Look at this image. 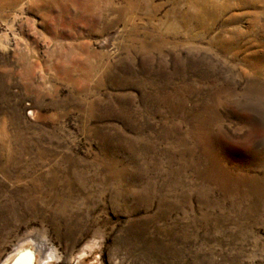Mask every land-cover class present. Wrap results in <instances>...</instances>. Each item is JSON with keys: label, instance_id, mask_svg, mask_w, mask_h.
<instances>
[{"label": "rangeland", "instance_id": "obj_1", "mask_svg": "<svg viewBox=\"0 0 264 264\" xmlns=\"http://www.w3.org/2000/svg\"><path fill=\"white\" fill-rule=\"evenodd\" d=\"M41 242L264 264V0H0V263Z\"/></svg>", "mask_w": 264, "mask_h": 264}, {"label": "bare ground", "instance_id": "obj_2", "mask_svg": "<svg viewBox=\"0 0 264 264\" xmlns=\"http://www.w3.org/2000/svg\"><path fill=\"white\" fill-rule=\"evenodd\" d=\"M24 243V242H23ZM25 244V243H24ZM26 245H28L26 243ZM27 246L20 245L14 251H12L9 255L4 258V260L0 264H33L34 253H31L26 249ZM38 252V256L40 259L38 260V264H46L48 263V259L52 258L55 255V251L51 248H48L45 242H41L39 246H36ZM46 256L44 259L43 254Z\"/></svg>", "mask_w": 264, "mask_h": 264}]
</instances>
